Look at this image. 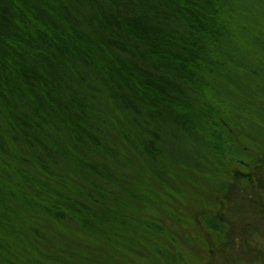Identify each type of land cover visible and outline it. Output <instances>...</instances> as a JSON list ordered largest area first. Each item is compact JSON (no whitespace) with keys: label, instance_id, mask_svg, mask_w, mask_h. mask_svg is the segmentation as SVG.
Here are the masks:
<instances>
[{"label":"trees","instance_id":"obj_1","mask_svg":"<svg viewBox=\"0 0 264 264\" xmlns=\"http://www.w3.org/2000/svg\"><path fill=\"white\" fill-rule=\"evenodd\" d=\"M255 176L264 0H0V264L201 263Z\"/></svg>","mask_w":264,"mask_h":264},{"label":"rangeland","instance_id":"obj_2","mask_svg":"<svg viewBox=\"0 0 264 264\" xmlns=\"http://www.w3.org/2000/svg\"><path fill=\"white\" fill-rule=\"evenodd\" d=\"M169 156L170 162H178L174 155L169 154ZM233 186L234 193L238 194L244 188L251 198V200H246L236 198V196L229 197V203L224 202L225 205L220 209L223 216L229 213L233 219L229 233L232 238H237V245L234 246L229 240L224 246L212 242V247L210 245L208 248L212 253L211 256L208 255L209 251L205 255L201 253L199 255L204 256L201 263L193 261L194 264H264V188L261 187L257 176L254 177L252 183L243 184L238 181ZM187 214L190 215L191 212L188 211ZM185 231L190 238L195 233H199L195 226ZM202 237L204 242L206 234ZM187 249L194 256L195 251Z\"/></svg>","mask_w":264,"mask_h":264}]
</instances>
